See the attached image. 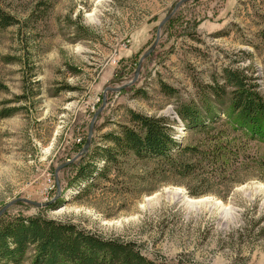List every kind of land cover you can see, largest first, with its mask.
Here are the masks:
<instances>
[{"label":"rangeland","instance_id":"rangeland-1","mask_svg":"<svg viewBox=\"0 0 264 264\" xmlns=\"http://www.w3.org/2000/svg\"><path fill=\"white\" fill-rule=\"evenodd\" d=\"M177 1L0 0L16 21L0 27L1 216L72 221L170 263L264 264V137L241 124L226 79L264 101V0L183 3L135 81L107 90L133 79ZM132 112L167 119L169 157L114 148L106 135L138 129ZM201 197L217 204L189 205Z\"/></svg>","mask_w":264,"mask_h":264},{"label":"trees","instance_id":"trees-1","mask_svg":"<svg viewBox=\"0 0 264 264\" xmlns=\"http://www.w3.org/2000/svg\"><path fill=\"white\" fill-rule=\"evenodd\" d=\"M173 19L171 17L168 21ZM15 22L11 15L0 9V27ZM226 79L234 86L231 91L232 107L238 111L241 124L257 136L264 137L262 97L250 86L247 87L237 72L227 71ZM180 113L190 124L196 119L187 113V109ZM131 120L138 129L125 126L120 135H106L115 149L132 152L139 158L170 156L169 151L176 145V141L168 132L165 117L132 112ZM102 151L109 158L110 148ZM93 173V166H79L77 181H85ZM31 246L35 251L31 264H182L179 260L170 263L165 259L151 258L134 241L118 236H104L72 221L42 215L25 217L4 214L0 217V260L17 263Z\"/></svg>","mask_w":264,"mask_h":264},{"label":"water","instance_id":"water-1","mask_svg":"<svg viewBox=\"0 0 264 264\" xmlns=\"http://www.w3.org/2000/svg\"><path fill=\"white\" fill-rule=\"evenodd\" d=\"M187 1H191V0H178L172 11L169 12L159 23L158 25V29H157V34H156V38H155V41L154 43L151 45V47L141 56V58L139 59L138 61V64H137V67H136V70H135V73H134V77L131 81L123 84L122 86L120 87H114V88H111V87H108L107 90H119L123 87H126L128 85H130L131 83H133L135 81V78L137 76V73H138V70H139V67H140V64H141V61L147 56L150 54V52L154 49L156 43H157V40H158V37H159V30L160 28L163 26V24L173 15V13L178 9V7H180L183 3L187 2ZM105 103V98L103 100V104ZM102 107H100L96 113L93 115L92 119H91V123H90V127H89V132H88V135H87V138L85 140V143L81 149V151L78 153L79 154H84L88 151L89 149V146H90V143H91V136H92V129H93V124H94V121L97 117V114L98 112L101 110ZM68 162L70 161H67L66 163H63V165L67 164ZM56 185H57V188H58V192L60 191V187H59V183H58V179L56 177ZM21 200H24L32 205H36V206H45V205H48V204H51L54 200H51V201H48V202H44V203H41V202H35V201H32V200H28V199H21ZM11 203H8L6 205H4L1 209H0V216L3 214V212L6 210V208L10 205Z\"/></svg>","mask_w":264,"mask_h":264},{"label":"bare ground","instance_id":"bare-ground-1","mask_svg":"<svg viewBox=\"0 0 264 264\" xmlns=\"http://www.w3.org/2000/svg\"><path fill=\"white\" fill-rule=\"evenodd\" d=\"M173 195H176V196H178V195H180V192L177 190V191H174L173 192ZM189 202V205L190 206H199L200 204L201 205H209V206H212L213 204H217V203H213V204H211L210 203V201H209V199L207 198V197H201V198H198V199H190V200H188ZM220 202V201H219ZM221 203V202H220ZM219 204V203H218Z\"/></svg>","mask_w":264,"mask_h":264}]
</instances>
